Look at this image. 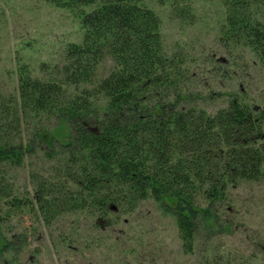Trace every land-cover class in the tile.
Here are the masks:
<instances>
[{
  "label": "trees",
  "instance_id": "16d2710c",
  "mask_svg": "<svg viewBox=\"0 0 264 264\" xmlns=\"http://www.w3.org/2000/svg\"><path fill=\"white\" fill-rule=\"evenodd\" d=\"M47 1L77 13L83 37L43 77L21 64L16 91L0 95V202L31 206L48 225L63 212L89 209L98 227L104 219L109 225L110 213L152 199L176 217L182 248L193 253L203 227L231 225L219 223L217 210L229 188L264 178V104L231 93L210 114L192 103L190 69L166 52L162 20L146 0ZM157 1L195 21L191 0ZM219 1L221 41L248 46L264 64V0ZM51 118L62 128L44 122ZM38 148L57 161L25 199L6 175Z\"/></svg>",
  "mask_w": 264,
  "mask_h": 264
},
{
  "label": "rangeland",
  "instance_id": "374dc122",
  "mask_svg": "<svg viewBox=\"0 0 264 264\" xmlns=\"http://www.w3.org/2000/svg\"><path fill=\"white\" fill-rule=\"evenodd\" d=\"M191 2L195 21L184 22L169 5L146 0L162 20L166 52L181 56L190 69L186 95L210 114L226 107L231 93L264 104V64L248 46L228 48L221 41V2ZM82 37L78 15L68 8L47 0H0V95L16 91L21 64L43 77V68L63 63L67 45ZM112 66L106 62L100 75ZM44 122L62 128L54 118ZM56 161L45 159L38 148L24 166L8 170L10 190L32 196L36 178L51 177ZM226 199L217 205L219 223L231 225L211 232L203 227L193 253L182 248L176 217L152 199L133 211L110 213L109 225L104 219L98 227V214L89 209L63 212L48 225L31 206L15 208L3 200L0 264H264V178L231 186Z\"/></svg>",
  "mask_w": 264,
  "mask_h": 264
},
{
  "label": "water",
  "instance_id": "95a60500",
  "mask_svg": "<svg viewBox=\"0 0 264 264\" xmlns=\"http://www.w3.org/2000/svg\"><path fill=\"white\" fill-rule=\"evenodd\" d=\"M113 210H116V207H112Z\"/></svg>",
  "mask_w": 264,
  "mask_h": 264
}]
</instances>
